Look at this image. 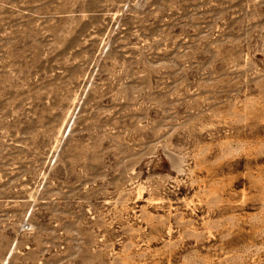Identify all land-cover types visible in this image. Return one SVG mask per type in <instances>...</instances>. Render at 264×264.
I'll return each mask as SVG.
<instances>
[{
	"label": "rangeland",
	"instance_id": "374dc122",
	"mask_svg": "<svg viewBox=\"0 0 264 264\" xmlns=\"http://www.w3.org/2000/svg\"><path fill=\"white\" fill-rule=\"evenodd\" d=\"M0 264H264V0H0Z\"/></svg>",
	"mask_w": 264,
	"mask_h": 264
},
{
	"label": "bare ground",
	"instance_id": "6f19581e",
	"mask_svg": "<svg viewBox=\"0 0 264 264\" xmlns=\"http://www.w3.org/2000/svg\"><path fill=\"white\" fill-rule=\"evenodd\" d=\"M126 261V260H125Z\"/></svg>",
	"mask_w": 264,
	"mask_h": 264
}]
</instances>
